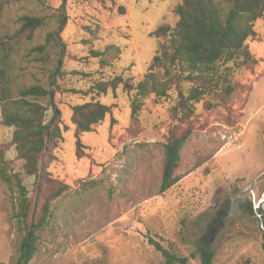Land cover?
<instances>
[{
    "label": "rangeland",
    "instance_id": "1",
    "mask_svg": "<svg viewBox=\"0 0 264 264\" xmlns=\"http://www.w3.org/2000/svg\"><path fill=\"white\" fill-rule=\"evenodd\" d=\"M182 0H10L0 16V37L14 34L26 15L47 17L33 42L20 51L26 81L49 85L48 71L62 62L50 87H58L56 104L62 111L63 142L50 171L70 189L55 201L53 219L40 232L39 252L28 264H167L155 244L188 264H202L199 250L214 254L213 264H264V20L248 42L255 63L237 59L220 65L230 76L195 106L180 124L172 113L185 93L197 84L174 85L169 98L142 100L133 116L137 90L123 84L116 92L95 97L113 106L112 115L84 134L86 157L77 158L72 107L89 102L94 80L121 78L134 87L145 79L167 38L153 36L161 26L175 28V8ZM124 9L122 14L119 9ZM64 15V23L58 17ZM59 49L44 69L27 54L55 33ZM25 44V43H24ZM23 44V45H24ZM114 47L111 66L101 68L92 52ZM43 67V68H42ZM164 70L159 71L162 78ZM225 76V78H226ZM163 79V78H162ZM163 81H165L163 79ZM48 82V83H47ZM234 88L224 95L225 87ZM226 97V98H225ZM212 109L208 110L207 105ZM1 122V107H0ZM191 129L177 172L184 178L160 194L164 144L169 131ZM14 128L0 124V151L5 150L10 176L23 172L15 147ZM36 178L24 177L29 198L36 202ZM13 193L0 181V264H17L21 234L14 219ZM251 201L255 216L244 207ZM261 207L262 213H259ZM196 254L195 258H191Z\"/></svg>",
    "mask_w": 264,
    "mask_h": 264
},
{
    "label": "trees",
    "instance_id": "2",
    "mask_svg": "<svg viewBox=\"0 0 264 264\" xmlns=\"http://www.w3.org/2000/svg\"><path fill=\"white\" fill-rule=\"evenodd\" d=\"M9 1L0 0V16ZM119 11L124 14L123 8ZM174 12L179 17L176 27L164 25L153 33L158 39L167 38V42L160 47L149 73L136 87L121 78H115L107 81L94 80L87 92L70 91L94 96L91 101L72 107L79 160L86 157L87 148L82 142L83 135L92 132L113 113V106L105 105L95 100V97L107 95L109 91L116 92L122 84L128 91L136 89L137 99L133 103V116H136L142 100L149 96L169 98L174 85L181 88V83H194L197 85L188 93L179 89V101L172 110L175 119L180 124H185L194 115L195 106L214 88L217 89L221 81L226 82L230 77L221 72L220 65L237 59H244L246 63L256 62L252 58L248 42L257 36L256 23L264 20V0H182ZM57 19L59 23H64V15ZM48 22L47 17L26 15L19 19L20 28L14 34L0 37V124L15 129L7 148L15 147L18 160L24 161L23 172L10 176L7 172L10 164L5 156L6 152L0 151V181L12 193L17 191L16 196L11 195L16 208L14 219L17 220L21 234L17 264H28L35 258L39 252V234L53 219V203L70 189L65 181L56 179L50 171L51 165L58 161L56 150L64 140L62 111L55 102L58 87L53 91L50 87L60 74L62 62L58 60L57 66L48 71L47 86L39 80L35 83L28 82L21 73L20 60L24 61L20 59L22 47L33 42L36 33L48 27ZM56 36V32L49 33L46 42L35 45L27 56H32L33 62L48 69L53 63L54 49H59ZM113 49L115 48L110 47L105 52H92L94 58L100 59L101 68L111 66L115 60ZM162 70L165 81L158 77ZM233 92L234 88L227 85L224 95L228 97ZM207 109H212V106L208 104ZM178 130L179 127L170 129L163 146L160 194L168 192L184 178L177 172L181 165V152L190 139L192 130H184L180 134ZM24 177H35L37 180L36 202L29 198ZM244 209L249 216H255L256 210L251 201ZM259 213H262L261 207ZM155 246L167 260V264H188L190 261V258L178 257L157 243ZM262 248L264 251V238ZM199 256L202 264H213L214 254L210 250L200 249ZM195 257L196 254L191 255V258Z\"/></svg>",
    "mask_w": 264,
    "mask_h": 264
}]
</instances>
